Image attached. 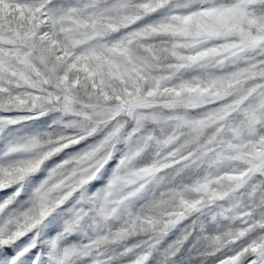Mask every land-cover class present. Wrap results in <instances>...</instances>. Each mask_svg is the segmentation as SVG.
Returning <instances> with one entry per match:
<instances>
[{
	"label": "snow or ice",
	"instance_id": "1",
	"mask_svg": "<svg viewBox=\"0 0 264 264\" xmlns=\"http://www.w3.org/2000/svg\"><path fill=\"white\" fill-rule=\"evenodd\" d=\"M0 138V264H264V0H0Z\"/></svg>",
	"mask_w": 264,
	"mask_h": 264
},
{
	"label": "rangeland",
	"instance_id": "2",
	"mask_svg": "<svg viewBox=\"0 0 264 264\" xmlns=\"http://www.w3.org/2000/svg\"><path fill=\"white\" fill-rule=\"evenodd\" d=\"M21 131H23V130H21ZM2 144H3V139L0 138V145H2Z\"/></svg>",
	"mask_w": 264,
	"mask_h": 264
}]
</instances>
